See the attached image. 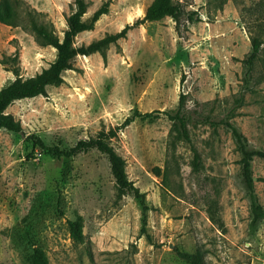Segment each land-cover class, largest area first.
<instances>
[{"label":"rangeland","instance_id":"obj_1","mask_svg":"<svg viewBox=\"0 0 264 264\" xmlns=\"http://www.w3.org/2000/svg\"><path fill=\"white\" fill-rule=\"evenodd\" d=\"M85 1V19L105 2L110 10L76 37L77 47L142 20L153 2ZM175 1L182 6L177 19L146 21L104 53L78 55L46 96L7 109L23 130H0V264H33L14 247L15 232L28 253L42 248L49 264H188L176 249L198 252L203 264H264V218L255 220L241 154L223 124H234L251 149L264 150V0ZM76 8V0H0V89L17 73H41L57 56L27 26V13L63 38ZM254 38L262 46L249 71L244 60ZM182 99L189 140L166 114L175 115ZM135 110L157 118L119 129L111 144L146 193V232L139 201L116 198L105 155L57 157L30 138L69 149L121 127ZM252 174L264 207V159L254 158ZM78 215L82 243L68 225Z\"/></svg>","mask_w":264,"mask_h":264},{"label":"trees","instance_id":"obj_2","mask_svg":"<svg viewBox=\"0 0 264 264\" xmlns=\"http://www.w3.org/2000/svg\"><path fill=\"white\" fill-rule=\"evenodd\" d=\"M77 8L70 14L67 19V29L64 32L63 38L56 35L54 29L46 23L39 21L36 12H28L29 23L27 26L35 33L38 41L46 46H52L57 51L55 60L50 66L44 69L41 73L30 77L23 78L18 73L17 78L0 89V130L5 129L10 132L18 133L23 130L20 122L16 121L7 109L11 104L18 100L31 99L38 96H46L48 88L58 86L63 82V75L67 70L73 68V62L78 55H91L94 53H104L105 49L111 44H116L120 39L126 38L130 29L134 26L140 25L146 21L155 22L171 17L177 19L182 13V6L175 0H153L145 12L142 20H137L134 24H127L121 31L115 34H108L104 38L91 42L89 45H82L77 47L75 45L76 37L84 32L94 28L95 23L105 14L109 13L110 2H105L93 14L90 19H85L88 12V4L85 0H76ZM9 25H17L11 19H3ZM262 41L258 38L252 40V50L244 63L248 70L252 71L254 64L259 58ZM171 120H174L175 126L185 140H189L187 130L188 118L184 113V100L180 101L178 110L175 115L166 113ZM157 115L154 112L141 113L135 110L129 116L121 127L112 129L108 132L100 131L97 136L89 139L80 140L75 146L69 149H60L47 145L39 136L30 137L33 139V145L39 147L47 153L61 157H74L82 153L90 151H98L105 155L109 161L110 171L115 181L116 198L121 200L125 196H131L139 201L142 208V232H146L148 226V212L150 206L146 201V193H143L132 180L129 179L126 171L125 159L116 152L111 144L112 138L117 136L119 129H122L135 120H149L154 121ZM215 126H219L220 122H211ZM223 124L231 131L237 145V150L241 154V176L252 197V206L255 213V220L258 221L264 218V207H262L256 200L254 195V178L252 174V162L254 158L259 157L264 159L263 149H251L248 145V140L240 132V130L231 122H223ZM198 155H195L196 166L198 164ZM70 234L73 240L82 243L84 241V218L78 215L75 220L68 221ZM12 241L14 247L25 253L26 256L32 258L33 264H49V261L43 252L42 248L33 249L31 253L23 245L20 237L15 233L12 234ZM176 253L183 261L188 264H203L202 257L198 252L190 253L176 249Z\"/></svg>","mask_w":264,"mask_h":264}]
</instances>
